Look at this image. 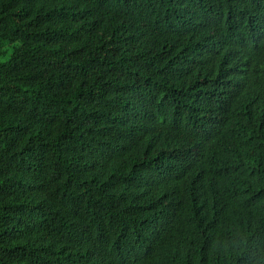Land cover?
Listing matches in <instances>:
<instances>
[{
  "label": "trees",
  "instance_id": "1",
  "mask_svg": "<svg viewBox=\"0 0 264 264\" xmlns=\"http://www.w3.org/2000/svg\"><path fill=\"white\" fill-rule=\"evenodd\" d=\"M240 38L264 48V0H0V264H264L227 188L188 199L205 132L248 129L243 213L264 176Z\"/></svg>",
  "mask_w": 264,
  "mask_h": 264
},
{
  "label": "clouds",
  "instance_id": "2",
  "mask_svg": "<svg viewBox=\"0 0 264 264\" xmlns=\"http://www.w3.org/2000/svg\"><path fill=\"white\" fill-rule=\"evenodd\" d=\"M180 53L187 50L177 46ZM247 60L253 62L252 73L264 74V48L257 51H246L242 38L235 40L225 51L222 67L231 68L242 66ZM202 66L207 63L202 57ZM252 84L249 78V85ZM248 132L242 124L226 129H220L218 133L205 132L199 136L195 143V153L199 156L200 172L195 175L188 199L202 198L212 186H224L230 192L231 211L238 214L237 219H250L264 221V176L252 179V191L249 200V208L243 213L239 208L244 202L245 189L235 183L234 177L246 171L249 165L243 164L247 140L240 137L241 133ZM200 140L207 144L201 145Z\"/></svg>",
  "mask_w": 264,
  "mask_h": 264
}]
</instances>
